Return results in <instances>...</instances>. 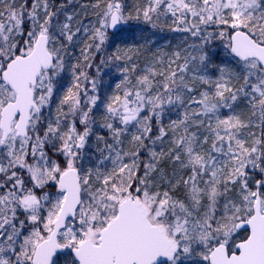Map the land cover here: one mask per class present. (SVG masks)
Masks as SVG:
<instances>
[{"label":"snow or ice","instance_id":"obj_1","mask_svg":"<svg viewBox=\"0 0 264 264\" xmlns=\"http://www.w3.org/2000/svg\"><path fill=\"white\" fill-rule=\"evenodd\" d=\"M0 264H264V0H0Z\"/></svg>","mask_w":264,"mask_h":264}]
</instances>
